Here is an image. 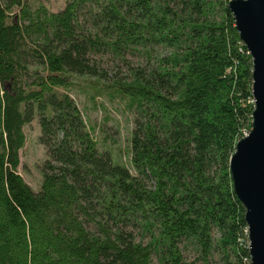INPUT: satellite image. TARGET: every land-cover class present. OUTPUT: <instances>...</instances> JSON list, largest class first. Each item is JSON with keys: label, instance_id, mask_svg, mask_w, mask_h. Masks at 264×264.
Instances as JSON below:
<instances>
[{"label": "trees", "instance_id": "obj_1", "mask_svg": "<svg viewBox=\"0 0 264 264\" xmlns=\"http://www.w3.org/2000/svg\"><path fill=\"white\" fill-rule=\"evenodd\" d=\"M228 1L0 0V264H198L189 245L202 264L215 250L250 264L229 160L251 128L252 60ZM133 53L154 62L129 78L92 58ZM72 91L134 110L133 172ZM33 120L38 190L18 173Z\"/></svg>", "mask_w": 264, "mask_h": 264}, {"label": "water", "instance_id": "obj_2", "mask_svg": "<svg viewBox=\"0 0 264 264\" xmlns=\"http://www.w3.org/2000/svg\"><path fill=\"white\" fill-rule=\"evenodd\" d=\"M228 10L252 60L249 132L229 160L233 191L244 208L250 264H264V0H229Z\"/></svg>", "mask_w": 264, "mask_h": 264}, {"label": "rangeland", "instance_id": "obj_3", "mask_svg": "<svg viewBox=\"0 0 264 264\" xmlns=\"http://www.w3.org/2000/svg\"><path fill=\"white\" fill-rule=\"evenodd\" d=\"M28 1L31 3L42 2L52 10L61 8L65 2V0ZM152 53L153 56L157 53H164V49L155 48ZM92 58L107 70L110 79L113 77L129 78L130 68L144 67L148 62L151 64L154 62L153 59L148 61L145 54L140 53L127 54L124 60H119V58L109 54L104 56L93 55ZM70 94L82 111L86 122L95 127L94 136L100 143L101 149L111 150L115 160L125 163L133 172L129 163L130 154L128 148L136 117L134 110L127 109L124 103L118 99L110 101L106 96H102L97 98L95 100L96 104H94L83 92L72 91ZM23 129L26 135V142L20 152L21 161L18 173L32 189L38 190L42 181L43 164L48 159L47 151L38 141L40 131L36 120L26 124ZM134 232L137 231L134 230ZM135 236L136 240L141 239V236ZM184 254L187 259L197 258V263L202 264L194 246L189 245L184 250ZM228 260L232 261L233 258H224L219 250L213 251L209 259L211 264H227ZM152 263H157L155 256Z\"/></svg>", "mask_w": 264, "mask_h": 264}, {"label": "built area", "instance_id": "obj_4", "mask_svg": "<svg viewBox=\"0 0 264 264\" xmlns=\"http://www.w3.org/2000/svg\"><path fill=\"white\" fill-rule=\"evenodd\" d=\"M244 135H246V133Z\"/></svg>", "mask_w": 264, "mask_h": 264}]
</instances>
